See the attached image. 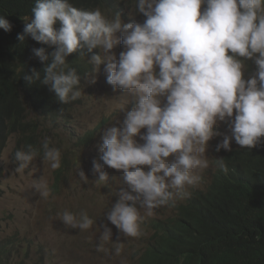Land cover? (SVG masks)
I'll use <instances>...</instances> for the list:
<instances>
[{
  "label": "clouds",
  "instance_id": "1",
  "mask_svg": "<svg viewBox=\"0 0 264 264\" xmlns=\"http://www.w3.org/2000/svg\"><path fill=\"white\" fill-rule=\"evenodd\" d=\"M131 4L145 17L142 23H126L118 12L108 16L99 8L79 9L70 0H35L33 18L17 39L30 37L54 48L51 63L44 47L33 48L32 53L44 64L41 83L50 85L62 105L82 96L81 77L67 57L84 48L101 53L87 60L91 83L103 64L106 83L114 91L135 95L130 110L120 105L124 118L118 126L104 131L98 145L103 164L93 160L92 171L98 174L95 183L104 186L109 179L104 166L122 171L130 190L119 191L107 220L124 236L138 238L145 216L174 206L190 194L187 189L200 183L201 176L194 171L209 167L205 153L209 141L220 135L219 123L227 124L230 135L216 144V152L231 151L233 140L247 149L264 142V0H131ZM0 29L12 30L2 15ZM116 33L120 41L113 38ZM118 43L123 50L117 58L113 50ZM23 79L34 84L40 73L33 69ZM41 149L43 163L60 169V150L50 147L47 138ZM41 149L28 144L15 151V171L29 167ZM215 166L227 174L223 158L216 159ZM78 175L88 183L83 171ZM32 187L45 200L51 195L46 181ZM60 220L80 231L94 224L86 211L79 215L64 211ZM111 237L112 229L104 225L96 250L106 251ZM120 253L116 247L114 254Z\"/></svg>",
  "mask_w": 264,
  "mask_h": 264
},
{
  "label": "trees",
  "instance_id": "2",
  "mask_svg": "<svg viewBox=\"0 0 264 264\" xmlns=\"http://www.w3.org/2000/svg\"><path fill=\"white\" fill-rule=\"evenodd\" d=\"M34 2L0 0V15L12 24L10 32L0 29V159L11 137H16L14 152L28 144L38 149L39 128L31 114L65 119L67 110L82 99L62 105L50 85L41 83L44 64L33 56L32 49L44 47L49 54L47 63H51L54 48L30 37L23 42L17 39L33 18ZM70 2L88 11L99 8L115 12L121 4V0ZM55 27L59 28V23ZM98 50L84 48L67 57L81 77V89L91 69L87 60L99 55ZM33 69L40 73V79L29 85L23 75ZM224 160L227 174L216 167L201 189L192 191L184 203L176 202L169 218L149 223L147 231L153 234L135 242L134 264H264V142L252 149L232 150ZM67 168L66 161L55 172V192ZM2 176L0 168V181ZM17 243L0 242V264H15L20 253Z\"/></svg>",
  "mask_w": 264,
  "mask_h": 264
},
{
  "label": "rangeland",
  "instance_id": "3",
  "mask_svg": "<svg viewBox=\"0 0 264 264\" xmlns=\"http://www.w3.org/2000/svg\"><path fill=\"white\" fill-rule=\"evenodd\" d=\"M101 11L108 16L118 12L126 23H142L145 19L134 10L131 0H121L115 12L105 9ZM113 38L121 40L119 33L114 34ZM122 50V45L118 43L113 50L117 58ZM98 54H101L100 50ZM103 68L102 64L100 72L96 74L95 83H91L88 76L82 87L80 103L67 110L65 119L31 114L30 119L34 120L39 128L38 149H41L43 141L47 138L50 147L60 150L61 165L68 162L67 171L57 192L54 190V184L55 172L58 169L52 170L46 162L43 163L41 150L42 153L39 152L29 167L20 172L15 171L18 163L13 156L16 137L10 138L1 156L0 168L3 176L0 181V242H18L16 246H19L20 253L16 254L15 264H134L132 255L135 242L152 236V231H147L152 220L169 218L173 211V206H162L154 210L153 216H145L142 223L143 235L138 238L124 236L107 220V211L119 199V191L130 189L124 181L122 171L107 166L102 170L108 174V186L96 184L98 174L92 171L93 160L103 164L98 150L103 133L107 127L118 126L117 121L123 120L124 112L120 111V105L125 104L126 110H130L136 97L119 89L114 91L112 86L106 83ZM248 74L249 65H246L245 77ZM216 131L220 135L209 141L205 153L209 159V167L194 171V174L201 176V181L197 186L187 189L189 193L201 189L209 174L215 171V160L224 159L230 152L223 149L215 151L216 144L223 136L230 135L227 124L219 123ZM90 134L91 139L86 140ZM137 141L143 143L139 137ZM236 145L233 140L232 150L241 148ZM79 171L85 173L88 183L80 180ZM41 181H46L51 189V195L46 200L32 187L34 183ZM183 201L184 199L178 200ZM64 211L76 215L86 211L94 220L92 228L80 231L65 226L60 220ZM141 215H144L143 210ZM104 225L112 229V237L111 241L104 245L106 251L98 252L96 246L100 242ZM116 247L121 248L120 255L114 254Z\"/></svg>",
  "mask_w": 264,
  "mask_h": 264
},
{
  "label": "bare ground",
  "instance_id": "4",
  "mask_svg": "<svg viewBox=\"0 0 264 264\" xmlns=\"http://www.w3.org/2000/svg\"><path fill=\"white\" fill-rule=\"evenodd\" d=\"M3 97V96H2ZM89 136V135H88ZM90 136L92 137V134H90ZM91 137H90V139H91ZM237 146V145H236Z\"/></svg>",
  "mask_w": 264,
  "mask_h": 264
},
{
  "label": "water",
  "instance_id": "5",
  "mask_svg": "<svg viewBox=\"0 0 264 264\" xmlns=\"http://www.w3.org/2000/svg\"><path fill=\"white\" fill-rule=\"evenodd\" d=\"M203 7H206V5H204Z\"/></svg>",
  "mask_w": 264,
  "mask_h": 264
}]
</instances>
